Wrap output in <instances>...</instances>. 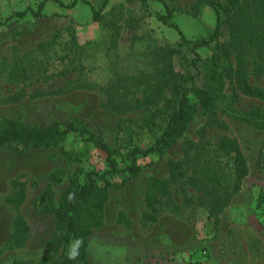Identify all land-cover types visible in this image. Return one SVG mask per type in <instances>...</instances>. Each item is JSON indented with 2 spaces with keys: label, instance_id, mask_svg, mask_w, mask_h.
I'll use <instances>...</instances> for the list:
<instances>
[{
  "label": "rangeland",
  "instance_id": "374dc122",
  "mask_svg": "<svg viewBox=\"0 0 264 264\" xmlns=\"http://www.w3.org/2000/svg\"><path fill=\"white\" fill-rule=\"evenodd\" d=\"M43 1L40 16L28 13L0 26V120L62 128L74 122L101 138L124 168L127 151L148 148L165 125L173 95L164 81L173 77L163 74L185 75L193 55L176 30L159 20L166 10L153 0H108L104 7V0H85L90 5L79 1L72 9L51 0H0V22L29 8L37 11ZM165 1L170 23L187 39L213 31L215 15L207 6L194 10L197 0ZM91 8L101 10L96 21ZM227 40L223 26L219 42ZM211 51L198 53L206 59ZM248 70L251 84L264 93V74ZM225 93L231 94L228 85ZM258 110L264 115V97L239 94L218 106L225 128H211L199 108L163 157H139L136 177H111L104 224L88 238V264H264V128L239 118ZM222 136L239 142L249 166L240 192L222 213L209 217V199L201 205L193 188L171 183L168 194L157 195V221L144 220L148 180L168 179L167 161L182 158L184 140L214 144ZM21 149L0 148V264H51L60 250L50 249L56 224L45 209L57 206L77 169L105 171L106 154L79 133L49 148ZM201 165L202 158L188 166L187 175ZM119 212L129 223L117 222ZM17 221L27 231L22 244L13 245L8 241Z\"/></svg>",
  "mask_w": 264,
  "mask_h": 264
},
{
  "label": "trees",
  "instance_id": "16d2710c",
  "mask_svg": "<svg viewBox=\"0 0 264 264\" xmlns=\"http://www.w3.org/2000/svg\"><path fill=\"white\" fill-rule=\"evenodd\" d=\"M51 1L66 9L74 8L79 1L90 5L85 0H72L69 5H63L61 0ZM153 1L163 4L166 15L159 16V20L176 30L180 44L186 46L193 57L190 70L185 75L177 77L170 70L162 73L164 76L168 74L173 77L164 81L173 95L170 102L172 104L165 116V125L148 148L135 147L127 151L124 168H120L112 150L101 138L87 133L74 122L67 123L62 128L58 124L31 127L19 120H0V148L20 147V153L40 150L59 144L71 133H79L86 142L106 154L105 171L77 169L78 173L69 180L57 206L45 209L53 214L56 224L50 249L55 252L60 250V254L52 259L51 264H88V238L93 230L104 224V209L113 185L111 177L119 174L136 177L141 171L139 157H163L183 138L199 108L207 116L206 124L209 127L225 128L217 119L218 106L225 100H235L239 94L246 97H264L261 89L251 84L248 70L252 68L255 76L264 74V0H197L194 10L200 5L210 8L215 15V27L208 36L195 39H187L178 27L170 23L172 10L165 0ZM107 2L108 0H104L103 7ZM45 3L46 1L41 2L37 11L29 8L5 18L0 26L12 18H23L28 13L40 16ZM91 9L93 20H98L101 10ZM223 26L227 27L228 40L220 43ZM205 48H212V51L209 57L203 59L198 50ZM227 85L230 95L225 93ZM152 116L155 117V113ZM239 118L251 126L264 128V115L259 110L241 113ZM148 122L152 126L156 125L154 119ZM181 149L183 156L180 160L167 161L168 179L152 176L148 180L144 196L146 210L142 218L150 223L157 221V217L152 215L160 202L157 195L168 194L171 183L193 188L199 194L196 198L201 205L202 200L209 199V217H212L222 213L231 203L249 174L247 159L235 138L222 136L214 144L186 139ZM201 158L203 166L193 170L192 175L188 176V166L199 162ZM51 179L58 178L53 176ZM117 222L129 223L123 212L118 213ZM26 231V224L17 221L8 242L13 245L22 244ZM70 252L74 254V259L68 258Z\"/></svg>",
  "mask_w": 264,
  "mask_h": 264
},
{
  "label": "clouds",
  "instance_id": "9594fccd",
  "mask_svg": "<svg viewBox=\"0 0 264 264\" xmlns=\"http://www.w3.org/2000/svg\"><path fill=\"white\" fill-rule=\"evenodd\" d=\"M68 258H69V259H74V258H75V256H74V254H73V253H71V252H70V253H69V256H68Z\"/></svg>",
  "mask_w": 264,
  "mask_h": 264
}]
</instances>
